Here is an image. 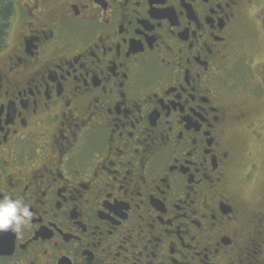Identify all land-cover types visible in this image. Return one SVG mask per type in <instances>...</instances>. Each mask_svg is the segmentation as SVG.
I'll use <instances>...</instances> for the list:
<instances>
[{
    "label": "flooded vegetation",
    "instance_id": "1",
    "mask_svg": "<svg viewBox=\"0 0 264 264\" xmlns=\"http://www.w3.org/2000/svg\"><path fill=\"white\" fill-rule=\"evenodd\" d=\"M14 8L0 197L32 217L0 231V264H264L260 163L242 156L264 142V0Z\"/></svg>",
    "mask_w": 264,
    "mask_h": 264
},
{
    "label": "clouds",
    "instance_id": "2",
    "mask_svg": "<svg viewBox=\"0 0 264 264\" xmlns=\"http://www.w3.org/2000/svg\"><path fill=\"white\" fill-rule=\"evenodd\" d=\"M32 217L29 206L21 200L10 196L0 197V231H19L22 226L27 225Z\"/></svg>",
    "mask_w": 264,
    "mask_h": 264
},
{
    "label": "rangeland",
    "instance_id": "3",
    "mask_svg": "<svg viewBox=\"0 0 264 264\" xmlns=\"http://www.w3.org/2000/svg\"><path fill=\"white\" fill-rule=\"evenodd\" d=\"M16 1V8L17 11L18 7H20V4H22L23 0H15ZM19 20V18H18ZM19 25H17L18 28ZM16 33V32H15ZM15 33L12 35V42L15 40ZM239 98H241V95H238ZM242 156H247V154L250 152L252 154L253 159L257 160L260 163V170L258 172L257 176V187L256 189H259L260 187H264V142L261 145H257L252 143L251 138L249 136L243 137V144H242ZM245 159V158H244ZM247 161H243V164H246ZM248 164V163H247ZM256 189H246L243 190V193L245 196L249 197V200L251 201L252 195L254 192H256Z\"/></svg>",
    "mask_w": 264,
    "mask_h": 264
},
{
    "label": "trees",
    "instance_id": "4",
    "mask_svg": "<svg viewBox=\"0 0 264 264\" xmlns=\"http://www.w3.org/2000/svg\"><path fill=\"white\" fill-rule=\"evenodd\" d=\"M14 12V0H0V46L6 38Z\"/></svg>",
    "mask_w": 264,
    "mask_h": 264
}]
</instances>
